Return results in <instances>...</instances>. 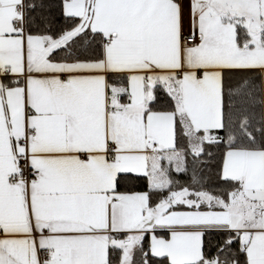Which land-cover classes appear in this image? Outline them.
Returning a JSON list of instances; mask_svg holds the SVG:
<instances>
[{
	"label": "snow or ice",
	"instance_id": "snow-or-ice-1",
	"mask_svg": "<svg viewBox=\"0 0 264 264\" xmlns=\"http://www.w3.org/2000/svg\"><path fill=\"white\" fill-rule=\"evenodd\" d=\"M0 264H264V0H0Z\"/></svg>",
	"mask_w": 264,
	"mask_h": 264
}]
</instances>
